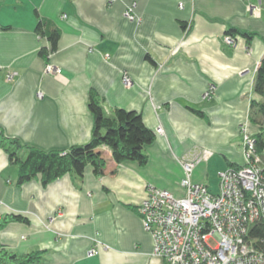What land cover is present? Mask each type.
<instances>
[{
	"label": "crops",
	"instance_id": "crops-1",
	"mask_svg": "<svg viewBox=\"0 0 264 264\" xmlns=\"http://www.w3.org/2000/svg\"><path fill=\"white\" fill-rule=\"evenodd\" d=\"M38 18L60 34L47 60L39 54L48 43L36 33ZM230 28L253 37L235 35L236 45L228 46L223 37ZM263 57L261 0H0V136L45 151L84 144L93 126L90 91L107 113L136 110L155 132L144 165L110 163L101 175L86 166L81 176L48 183L38 174L17 185V167L0 147V217L28 218L8 223L0 243L16 254L41 252L31 264H166L152 254L137 206L148 186L181 196V158L195 151L210 155L195 164L191 180L212 192L218 179L211 185L210 161L220 171L240 166V126L251 134L264 128V119L250 120ZM46 62L60 73L45 74Z\"/></svg>",
	"mask_w": 264,
	"mask_h": 264
},
{
	"label": "built area",
	"instance_id": "built-area-1",
	"mask_svg": "<svg viewBox=\"0 0 264 264\" xmlns=\"http://www.w3.org/2000/svg\"><path fill=\"white\" fill-rule=\"evenodd\" d=\"M134 5L125 10L126 18H134ZM178 5L181 7L182 2ZM249 9L254 12L257 6L250 5ZM223 41L228 46L236 45L228 34ZM43 71L53 75L61 69L46 62ZM121 81L129 85L126 72ZM210 94L208 89L203 97ZM156 132L160 133L161 128ZM239 133L244 163L217 173L216 192L191 180L195 164L209 157L208 150L181 158V196L167 189L147 187L136 210L143 229L152 237V254L166 264H264L263 252L248 238L250 225L264 221V145L257 146L255 136L244 124ZM95 252L92 247L87 255Z\"/></svg>",
	"mask_w": 264,
	"mask_h": 264
},
{
	"label": "trees",
	"instance_id": "trees-1",
	"mask_svg": "<svg viewBox=\"0 0 264 264\" xmlns=\"http://www.w3.org/2000/svg\"><path fill=\"white\" fill-rule=\"evenodd\" d=\"M261 4L264 5V0H261ZM35 30L39 38L47 40L48 44L39 48L40 56L47 60L49 54L57 48L59 30L42 18H38ZM226 34L232 37L240 35L246 40L253 37V34L233 28L228 29ZM253 91L260 96V100H251L250 120L261 124L264 119V57L261 58L256 70ZM87 106L93 118V126L91 136L84 144L74 145L65 150L45 151L22 144L15 138L0 136V147L6 152L10 164L17 167V185L29 182L38 174H41L48 183L65 174L81 176L86 166H91L95 174L101 175L110 163L115 165L124 161H135L139 165L146 163L147 156L143 150L145 145L154 141L155 132L144 125L138 111L115 107L107 113L94 91L89 93ZM193 112L202 116L198 110ZM253 135L257 146H263L264 128L261 127ZM20 152L24 154L21 156ZM10 222L27 223L28 218L21 213L1 216L0 231ZM248 238L264 254V221H256L250 225ZM41 258L39 251L16 254L0 243V264H31Z\"/></svg>",
	"mask_w": 264,
	"mask_h": 264
},
{
	"label": "rangeland",
	"instance_id": "rangeland-1",
	"mask_svg": "<svg viewBox=\"0 0 264 264\" xmlns=\"http://www.w3.org/2000/svg\"><path fill=\"white\" fill-rule=\"evenodd\" d=\"M24 153L23 152H20V155L22 156ZM236 159H238L239 162H241L240 165H242L244 163V160H243V156H242V151L239 150L236 152ZM218 156V157H217ZM214 161H219L220 162V157L219 155H215L214 157ZM217 164L216 162H212L210 161L209 162V168L208 169V176H209V181L211 183V185H215V182H216V177H217V173L218 171H220L222 168L221 166Z\"/></svg>",
	"mask_w": 264,
	"mask_h": 264
}]
</instances>
